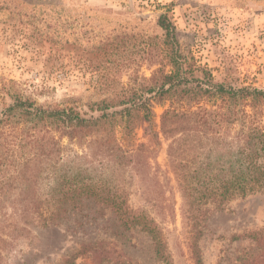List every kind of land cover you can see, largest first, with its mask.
Instances as JSON below:
<instances>
[{
	"label": "rangeland",
	"instance_id": "1",
	"mask_svg": "<svg viewBox=\"0 0 264 264\" xmlns=\"http://www.w3.org/2000/svg\"><path fill=\"white\" fill-rule=\"evenodd\" d=\"M164 13L176 26L182 50L211 68L216 79L264 87V0H0V96L9 102L10 87L40 105L97 114L91 105L120 95L136 76L148 78L158 67L170 70L158 24ZM169 107L168 101L156 104L152 121L129 136L116 129V140L128 153L145 144L149 166L139 169L143 179L106 159L89 171L104 173L127 192L132 208L155 218L167 260L157 256L149 234L124 231L112 213L82 217L76 212L59 225L45 227L37 220L29 232L11 233L12 225L0 232V264H63L90 242H102L108 264H197L191 225L183 218L181 192L169 166L170 141L162 133L155 136ZM62 144L65 160L88 152L67 137ZM149 172L160 184L145 177ZM199 229L195 241L204 264H264V242L248 236L264 230V194L212 207ZM91 263L86 255L76 259V264Z\"/></svg>",
	"mask_w": 264,
	"mask_h": 264
},
{
	"label": "trees",
	"instance_id": "2",
	"mask_svg": "<svg viewBox=\"0 0 264 264\" xmlns=\"http://www.w3.org/2000/svg\"><path fill=\"white\" fill-rule=\"evenodd\" d=\"M158 24L164 31L163 60L170 70L158 67L148 78L136 76L120 95L91 105L97 114L87 116L75 106L40 105L10 87L9 102L0 96L1 233L11 225V233L29 232L37 220L45 227L59 225L76 212L82 217L112 213L124 231L138 228L149 234L157 256L167 260L155 218L146 209L132 208L127 192L110 183L104 173H89L95 170V161L106 159L109 166L130 167L143 179L139 169L149 166V156L143 157L145 144L128 153L117 142L116 129L131 135L152 121L156 104L167 101L170 107L162 113L155 136L162 133L170 141L169 166L181 192L183 218L191 225L190 247L197 264L204 263L195 238L211 208L264 194V87L216 79L211 68L182 50L167 13L159 16ZM65 137L88 152L65 160ZM145 177L160 184L157 174L149 172ZM248 236L264 242V230ZM101 243L83 244L63 264H76L80 255L89 257L91 264H108Z\"/></svg>",
	"mask_w": 264,
	"mask_h": 264
}]
</instances>
